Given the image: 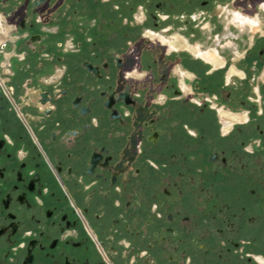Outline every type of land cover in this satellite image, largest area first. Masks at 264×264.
I'll use <instances>...</instances> for the list:
<instances>
[{
	"label": "flooded vegetation",
	"instance_id": "obj_1",
	"mask_svg": "<svg viewBox=\"0 0 264 264\" xmlns=\"http://www.w3.org/2000/svg\"><path fill=\"white\" fill-rule=\"evenodd\" d=\"M225 2L0 0V264H264V41L184 88L155 38Z\"/></svg>",
	"mask_w": 264,
	"mask_h": 264
},
{
	"label": "crops",
	"instance_id": "obj_2",
	"mask_svg": "<svg viewBox=\"0 0 264 264\" xmlns=\"http://www.w3.org/2000/svg\"><path fill=\"white\" fill-rule=\"evenodd\" d=\"M239 11L233 6L232 0H226L223 7L221 4L207 10L203 17L205 19L203 25L193 24L174 33L168 27L165 34L155 35L177 62L185 58L184 65H191L192 70L186 69L182 64H177L174 69L182 87L188 88L184 84L186 78L195 79L193 71L197 66H208L212 68L210 72L218 73L221 66L229 65L227 79L231 77L245 82L246 79L254 78L256 74L254 67L258 62L255 53L264 41V13L257 11L258 27H248L236 19L237 15H241ZM197 51L216 60V63L197 55ZM218 78L219 75L213 77L214 86H217ZM263 83L264 69L256 78V93Z\"/></svg>",
	"mask_w": 264,
	"mask_h": 264
},
{
	"label": "rangeland",
	"instance_id": "obj_3",
	"mask_svg": "<svg viewBox=\"0 0 264 264\" xmlns=\"http://www.w3.org/2000/svg\"><path fill=\"white\" fill-rule=\"evenodd\" d=\"M251 4H253V9L251 10L252 13H249L248 12H240L241 15L243 16H249L250 18H254L257 16L258 12L257 11H262V13H264V0H251L250 1ZM263 6V9L261 8ZM254 11V13H253ZM32 32H36V30L32 31Z\"/></svg>",
	"mask_w": 264,
	"mask_h": 264
},
{
	"label": "built area",
	"instance_id": "obj_4",
	"mask_svg": "<svg viewBox=\"0 0 264 264\" xmlns=\"http://www.w3.org/2000/svg\"><path fill=\"white\" fill-rule=\"evenodd\" d=\"M244 17H247V18H250L249 16H244ZM255 19H258L257 18V16L256 17H254ZM253 18V19H254ZM248 27H251V26H249V25H247ZM254 27H258V24L257 25H255ZM4 29V27H3V24H2V21L0 20V37H3V36H6L7 35V32L5 31V29Z\"/></svg>",
	"mask_w": 264,
	"mask_h": 264
}]
</instances>
